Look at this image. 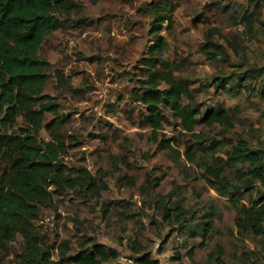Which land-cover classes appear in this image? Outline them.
<instances>
[{"label":"rangeland","instance_id":"374dc122","mask_svg":"<svg viewBox=\"0 0 264 264\" xmlns=\"http://www.w3.org/2000/svg\"><path fill=\"white\" fill-rule=\"evenodd\" d=\"M70 1L69 11L58 14L61 25L37 51L48 62L44 93L70 120L60 129L66 178L86 168L106 187L90 194L67 183L61 193L53 192L52 204L41 207L33 219L42 244L55 257L60 242L75 252L93 240L114 248L119 261L128 263L136 239L159 264H215L218 255L227 264H264V234L238 230L237 206L216 192L204 168L217 164L218 158L223 173L233 177L239 165L228 166L225 153L239 137L264 152L260 0H170L176 6L171 24L160 32L168 43L163 65L172 64L173 75L189 86L192 98L184 101L203 111L223 108L232 122L198 123L202 143L180 131L178 119L166 106L161 107L164 129L153 139L143 119L145 108L133 96L154 39L150 3L158 0ZM213 27L223 37L212 38L224 45L227 55L210 61L200 47ZM231 73L245 74V87L227 83L215 93V77ZM52 117L45 112L37 139H49L45 124ZM20 126L24 122L17 117L11 129ZM188 143L193 144L194 161L184 155ZM4 167L0 156V170ZM261 190L256 181L249 191L240 192L239 201L247 203ZM164 208H171L172 214L183 212V217L167 222ZM206 219L209 229L202 235ZM23 243L18 233L0 251V264H19Z\"/></svg>","mask_w":264,"mask_h":264},{"label":"trees","instance_id":"16d2710c","mask_svg":"<svg viewBox=\"0 0 264 264\" xmlns=\"http://www.w3.org/2000/svg\"><path fill=\"white\" fill-rule=\"evenodd\" d=\"M259 2L264 6V0ZM72 5L70 0H0V156L5 162V167L0 170V251L19 233L24 239L18 253L19 264H159V260L136 239L131 242L128 263L119 261L114 248L93 240L85 241L75 252H70L67 242H60L53 257L51 249L42 244L41 236L34 228L36 213L41 207L52 204L53 192L61 193L64 184L72 183L90 194H97L101 187H106L86 168L79 169L81 174L66 178L67 167L61 158L65 144L60 129L70 120L67 115L60 114L58 104L44 93L48 62L37 51L45 37L61 25L58 14L69 11ZM175 6L170 0L150 3L154 13L150 32L154 39L147 48L148 54L142 63L144 72L133 96L145 108L143 119L149 125L153 139H157L158 132L164 129L161 107L166 106L178 119L180 131L202 143L205 138L201 132H196L198 123L230 126L232 122L223 108L203 111L190 101H184L192 98L189 86L173 75L172 64L166 61L163 65L162 57L168 51V43L160 32L165 25L171 24ZM215 35L223 37L217 27L208 29L200 47L210 61L227 55L224 45L213 40ZM244 75L216 76L215 93L227 83L245 87L242 84ZM162 84L165 87H161ZM46 111L53 113L45 124L50 136L47 140L37 139ZM17 117L22 118L24 126L11 129ZM184 155L187 160L194 161L192 143L186 145ZM215 160L217 164L204 166L206 180L219 195L226 196L237 206L238 230L249 229L256 235L264 234L263 150L255 149L241 137L230 143L225 161L228 166L239 165L233 177L226 176L220 160ZM256 181L262 190L253 198L250 195L247 203L240 202V192L249 191ZM170 209L164 208L163 220L171 223L172 217L176 221L183 217V212L172 214ZM104 210L108 211V207ZM201 225L202 235H205L209 221L206 219ZM215 264L227 263L218 255Z\"/></svg>","mask_w":264,"mask_h":264}]
</instances>
